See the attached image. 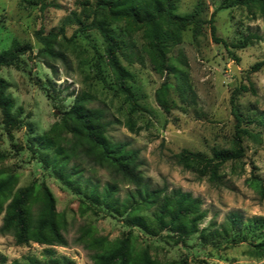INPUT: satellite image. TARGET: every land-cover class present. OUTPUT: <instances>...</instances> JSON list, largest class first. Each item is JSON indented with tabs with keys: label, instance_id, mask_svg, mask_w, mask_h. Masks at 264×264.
I'll return each mask as SVG.
<instances>
[{
	"label": "rangeland",
	"instance_id": "obj_1",
	"mask_svg": "<svg viewBox=\"0 0 264 264\" xmlns=\"http://www.w3.org/2000/svg\"><path fill=\"white\" fill-rule=\"evenodd\" d=\"M99 1L45 0L48 6L41 11L35 0H0V55H9L15 43L32 48L13 65L0 67L21 121L6 127L0 115V154L5 157L0 180L11 182L0 195V264L27 259L37 264H98L93 255L110 256L124 238L129 259L146 251L155 264H264V7L218 9L223 0H156L161 7L170 2L174 15L193 16L185 29L164 16L158 20L170 36L168 67L159 64L145 24L104 13L111 33L125 43V54L117 53V59L129 75L125 85L130 98L120 88L103 37L87 27ZM212 17L216 37L223 42L212 37ZM40 29L58 33L61 59L39 54L42 45L35 34ZM245 40L249 44L240 48ZM234 93L241 127L259 133V142L243 136L239 143ZM159 94L170 104L168 112L160 106ZM83 97L87 108L103 111L110 123L106 135L137 152L138 170L150 190H179L199 200L204 215L199 232L180 234L176 224L150 236L126 227L118 216L90 202L92 184L101 189L113 181L107 169L65 155L58 158L56 169L40 162L30 141L43 137L55 147H66L70 136L63 129L64 113ZM239 146L244 155L225 163L217 180L204 164L184 159L187 152L212 158ZM74 166L82 172L71 175ZM117 185L121 198L133 189L122 180ZM28 188L25 216L48 223L44 234L52 244L21 241L18 224L5 221L10 206ZM46 190L54 199L51 217L45 208ZM232 214L239 216L242 229L227 240L217 233Z\"/></svg>",
	"mask_w": 264,
	"mask_h": 264
},
{
	"label": "trees",
	"instance_id": "obj_2",
	"mask_svg": "<svg viewBox=\"0 0 264 264\" xmlns=\"http://www.w3.org/2000/svg\"><path fill=\"white\" fill-rule=\"evenodd\" d=\"M35 2L39 5L41 11H44L48 6L45 0H35ZM232 6L248 8L253 6L264 7V0H223L218 9H226ZM173 8L170 2H167L165 7H161L160 3L156 0L151 4L146 3L145 0H100L96 3L92 20L87 27L96 29L103 37L106 43L107 57L118 75L120 88L130 98H132V93L125 85V79L129 75L121 67L117 59V53L121 55L125 54V43L111 33L106 21L102 19V15L106 13L111 18L129 19L135 23L145 24L149 38L152 40L151 46L159 64L163 67H168L167 52H169L171 46L170 36L161 29L158 20L164 16L167 21L175 22L181 29H185L193 22V16L180 17L174 15ZM209 24L214 40L216 42H223V40L216 37V27L213 17L210 19ZM58 36V33L53 31L46 34L44 29L38 30L35 37L42 45L39 54L51 60L61 59L63 54L56 49ZM248 44L249 41L245 40L239 47L243 48ZM31 51L30 45L15 43L9 55L7 53L0 55V67L13 65L19 56ZM8 86L7 81L0 78V115L6 127L17 126L21 122L18 115L13 111L12 101L7 96ZM235 96L236 93L233 94L231 103L237 122V138L239 143L243 136L259 142L261 140L259 133H254L241 127L242 119L234 105ZM86 100V97L82 99L77 98L70 110L64 113L62 120L63 129L70 136L66 147H55L52 141H47L43 137L30 141V149L41 156L40 162L46 166L52 164L56 169L58 158L65 155L67 159L82 157L93 165L107 169L112 175L113 181L106 183L101 189L98 184H92L90 188V202L102 212L118 216L126 227L139 230L150 236H157L162 229L170 228L176 224H179V228L182 229L180 234L190 236L199 232L197 225L204 217L199 212V200L192 197L191 194L183 193L179 190L171 194H163L159 190H150L144 177L138 170L137 152L128 149L126 143L115 142L106 135L110 123L104 121L102 110L87 108L83 104ZM157 100L160 106L168 112L170 104L160 94L157 96ZM49 152H53V159H49ZM243 155V149L239 146L237 151H223L215 154L212 158H207L200 153L187 152L184 155V159L204 164L211 178L217 180L218 171L225 163L237 160ZM4 158V155L0 154V161H3ZM81 172L78 166H74L70 174L75 175ZM119 180L133 186V189L128 191L124 198H121L119 195L117 185ZM10 183L9 179L0 180V195L8 190ZM30 192V188L22 192V198L10 206L12 212L5 217V221L12 220L18 224V238L21 241L52 244V241L44 234V226L48 223L44 221L41 223V221L33 218L29 219L25 216L24 206L30 196ZM98 192L100 195L95 199L94 195ZM45 199V208L49 217H51L53 216L55 205L51 193L47 190L45 191ZM241 226L239 216L232 214L229 216L227 224L217 234L228 240L230 237L235 236V234L238 235V232L242 229ZM200 235L204 239L205 230L201 231ZM127 252L128 239L124 238L110 256L95 254L93 258L100 261L98 264H113L117 261L120 264H155L146 251L140 255H135L131 259L128 258ZM28 262L37 264L30 259H27L25 263L27 264ZM25 263L14 262L13 264Z\"/></svg>",
	"mask_w": 264,
	"mask_h": 264
},
{
	"label": "water",
	"instance_id": "obj_3",
	"mask_svg": "<svg viewBox=\"0 0 264 264\" xmlns=\"http://www.w3.org/2000/svg\"><path fill=\"white\" fill-rule=\"evenodd\" d=\"M232 71H233L234 73H236V75L238 76V78H239V80H240L241 78H240V76H239V73H238L237 68H236L235 65L232 67Z\"/></svg>",
	"mask_w": 264,
	"mask_h": 264
}]
</instances>
